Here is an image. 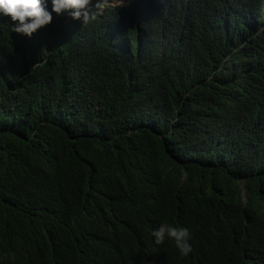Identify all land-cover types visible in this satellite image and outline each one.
<instances>
[{
    "label": "trees",
    "instance_id": "1",
    "mask_svg": "<svg viewBox=\"0 0 264 264\" xmlns=\"http://www.w3.org/2000/svg\"><path fill=\"white\" fill-rule=\"evenodd\" d=\"M123 1L0 14V264H264V0Z\"/></svg>",
    "mask_w": 264,
    "mask_h": 264
},
{
    "label": "clouds",
    "instance_id": "2",
    "mask_svg": "<svg viewBox=\"0 0 264 264\" xmlns=\"http://www.w3.org/2000/svg\"><path fill=\"white\" fill-rule=\"evenodd\" d=\"M117 1L120 3L113 0H95V3L93 0H51L52 11L49 12L47 0H0V14L11 18L13 32L31 38L39 29L52 22L53 12L57 16L69 12L73 21H78L86 27L97 19L99 11L107 2L113 6L127 3L123 0ZM151 236L157 246L171 241L181 258L188 257L193 251L190 243L192 236L186 227L174 226L165 221L152 230Z\"/></svg>",
    "mask_w": 264,
    "mask_h": 264
},
{
    "label": "rangeland",
    "instance_id": "3",
    "mask_svg": "<svg viewBox=\"0 0 264 264\" xmlns=\"http://www.w3.org/2000/svg\"><path fill=\"white\" fill-rule=\"evenodd\" d=\"M113 2H115V3H118V4L120 3V2H119V1H117V0H113Z\"/></svg>",
    "mask_w": 264,
    "mask_h": 264
}]
</instances>
